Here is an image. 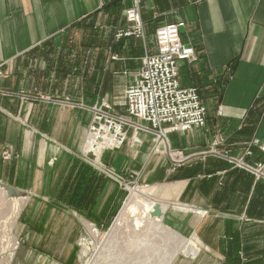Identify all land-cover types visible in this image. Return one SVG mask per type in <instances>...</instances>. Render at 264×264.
I'll return each mask as SVG.
<instances>
[{
  "label": "crops",
  "instance_id": "obj_1",
  "mask_svg": "<svg viewBox=\"0 0 264 264\" xmlns=\"http://www.w3.org/2000/svg\"><path fill=\"white\" fill-rule=\"evenodd\" d=\"M135 1L0 0V178L17 172L21 181L34 180L30 193L44 202L69 185L77 198L71 208L86 215L94 208L101 211L96 222L105 221L113 182L79 157L94 108L105 104L103 111L122 116L114 112L118 106L125 112L122 101L112 100H122L142 58L156 52V28L181 22V43L194 56L179 62L177 80L197 89L207 118L203 128L169 135L184 159L157 178L168 182L163 198L194 209V232L213 257L241 251L264 264V179L212 153L216 148L249 167L264 162V0H137L143 38L117 37L127 28L124 10ZM6 146L15 148L17 168L1 160ZM149 150L150 138L141 159ZM112 152L101 158L122 161L120 150ZM181 217L169 209L164 215L184 234L190 228Z\"/></svg>",
  "mask_w": 264,
  "mask_h": 264
},
{
  "label": "rangeland",
  "instance_id": "obj_2",
  "mask_svg": "<svg viewBox=\"0 0 264 264\" xmlns=\"http://www.w3.org/2000/svg\"><path fill=\"white\" fill-rule=\"evenodd\" d=\"M70 40L74 56L79 58L81 41L79 32H74ZM112 101L119 103L122 100L115 99ZM114 112L121 114L122 119L127 122L124 127L126 141L124 145L116 149L122 152V161L116 162L113 158L107 160L101 158L104 152H112L113 150H106L100 153L97 158L85 153L81 154L82 156L79 155L81 162L94 166L96 171L113 182L108 193H114L115 199L107 219L103 220L104 222L100 219L101 224H98L95 217L98 218L96 213L101 211L94 208L87 215L73 210L71 206L75 205L77 198L74 194L70 195L69 185L66 187L63 185L61 190L58 188L59 192L52 199V196H44L48 198L44 202L42 196H35L30 193V190L34 189V180L23 179L21 181L17 172H11L5 178H0V184L8 187L11 191L20 192L25 198L17 217L10 210L8 217L0 218V264H136L137 262H140L137 264H158L163 247L167 244L166 230L185 240L195 238L200 243V250L197 255L194 257L178 255L170 264H258L260 260L247 258L245 252L240 251L236 257L221 260L213 257L211 252L206 251V245L194 232V225H196L194 209L190 206H183L177 201L164 200L163 191L168 182L157 179L162 176L165 169L169 170L168 172L178 169L184 159L182 152L170 144V134L167 136V142H154L152 132L145 129L144 126L138 125V121L127 119L128 116L123 107L118 106ZM148 138H150L149 154L146 159L145 157L141 159L142 147ZM212 153L219 157L228 158L229 164L241 170H247L242 167L244 163L241 160L230 158L226 152L213 148ZM131 154L135 156L133 160L130 159ZM157 156H159V162L154 166L153 175L151 177L146 176L147 168L151 165V159ZM17 159L15 148L12 146L1 149V160L10 161L17 168L19 166ZM30 174L32 176L33 172ZM254 178L257 181L264 179L255 176ZM133 188L143 191L158 190V193L150 194L146 200L156 202L154 206L158 205V208L160 205L169 204L170 214L181 215L183 218L181 222L185 225L184 227L190 229L185 230L184 234H180L165 222L163 216L161 224L165 231H159L155 229V226H151L152 228L144 226L137 219V216L128 213L115 226L130 195L129 189ZM108 197L106 196L107 200ZM100 201L101 204H104L103 198ZM183 212L188 218L183 217ZM151 216L154 219V213ZM88 226L93 227L98 232L94 238L89 236ZM41 233L44 235L39 237ZM87 237L90 239V244L86 250H83L80 240ZM171 242L169 244L170 250L177 245L173 243L172 239ZM137 256L139 258L136 259ZM130 258L133 262L130 261ZM142 260L143 262L147 261L143 263ZM261 262H264V259Z\"/></svg>",
  "mask_w": 264,
  "mask_h": 264
},
{
  "label": "built area",
  "instance_id": "obj_3",
  "mask_svg": "<svg viewBox=\"0 0 264 264\" xmlns=\"http://www.w3.org/2000/svg\"><path fill=\"white\" fill-rule=\"evenodd\" d=\"M201 1L195 0V3ZM124 18L127 28L120 31L117 37L143 38L137 0L124 10ZM183 26L179 22L156 28V52L142 58L140 68L123 92L122 104L126 115L145 124V129L152 132L154 142L158 143L167 142L171 133L203 128L206 124V108L197 89L183 88L177 80L179 62L190 61L194 56L193 48L181 43L180 29ZM102 107L109 109L105 104ZM102 107L94 108L84 142L85 154L95 158L106 150L120 148L126 141V120L106 113ZM260 150L264 153V144ZM242 167L256 178H264V162L253 167L243 164Z\"/></svg>",
  "mask_w": 264,
  "mask_h": 264
},
{
  "label": "bare ground",
  "instance_id": "obj_4",
  "mask_svg": "<svg viewBox=\"0 0 264 264\" xmlns=\"http://www.w3.org/2000/svg\"><path fill=\"white\" fill-rule=\"evenodd\" d=\"M157 191L158 190L154 191V189H151L148 191L136 190L134 188L129 189L130 195L128 196L127 202L125 203V206H124L123 210L121 211V213H120V215H119V217L115 223V226L117 224H119V222L121 220H123L125 215L128 213V214L133 215L135 217L137 216V219L144 226H150V227L155 226V229H157L159 231H165V228L161 224V220H163V216H164L165 212L170 207L169 204L160 205V207H159L160 215H156L153 219V217L151 215L154 213L153 212L154 207H155L154 205L156 202L155 203L153 201L148 202L146 200V198H148V196L150 194L158 193ZM24 198L25 197H23L20 192L11 191V190H9L8 187L0 184V218L4 219L5 217H8L10 210H11L12 214H14V216L17 217L19 215L18 213L20 211L21 204H22V201ZM88 234H89V236L94 238L98 234V232L93 227L88 226ZM144 236H145V234H144ZM171 239L173 240V243L177 244V245H175L176 247L174 249L170 250L171 246L169 244L172 243ZM166 241H167V244L163 247L161 259L159 260L158 264H170L171 261H173V259L175 257H177L178 255H183V256L185 255V256L194 257L195 255L198 254V252L200 250V243L195 238L185 240L183 238L177 237L176 234L171 233V231L168 232L167 230H166ZM147 243H148V241H147ZM80 244H81L82 249L86 250L89 247L90 239H88V237L82 238L80 240ZM147 249H148V247H147ZM144 252H146V251H144ZM144 254H146V253H144ZM138 256L136 257V259L139 258ZM136 259H133V260H136ZM147 260H145V261H147ZM130 261H132L131 258H130ZM142 262H143V260H142ZM137 263H140V262H137ZM130 264H132V263H130Z\"/></svg>",
  "mask_w": 264,
  "mask_h": 264
},
{
  "label": "water",
  "instance_id": "obj_5",
  "mask_svg": "<svg viewBox=\"0 0 264 264\" xmlns=\"http://www.w3.org/2000/svg\"><path fill=\"white\" fill-rule=\"evenodd\" d=\"M154 215H160L159 208L157 206L154 207Z\"/></svg>",
  "mask_w": 264,
  "mask_h": 264
}]
</instances>
